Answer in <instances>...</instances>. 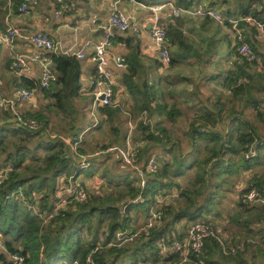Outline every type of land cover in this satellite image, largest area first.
<instances>
[{
	"label": "trees",
	"instance_id": "1",
	"mask_svg": "<svg viewBox=\"0 0 264 264\" xmlns=\"http://www.w3.org/2000/svg\"><path fill=\"white\" fill-rule=\"evenodd\" d=\"M16 1L19 2V0ZM6 3L7 0H0V31L4 29L3 7ZM254 15L258 16L257 13ZM258 18L260 22H264V18ZM166 28L170 42L177 46V49L172 51L170 66L182 65L193 57L191 46L187 43L184 33L171 20L168 21ZM127 44L131 52L125 60L130 66V73L124 76V83L136 101V111L139 113L146 111L148 114L146 120L138 121L140 137L147 143L139 151L135 163H143L142 169L145 172L149 159L155 156L159 166L158 172L151 174L146 171L145 186H142L141 176L133 174L126 180L125 189L120 188L117 192H113L108 186L105 187L103 194L88 192L85 201L73 203L57 217L45 221L42 215L54 206L53 203L56 200L54 192L57 190V179L64 174L74 175L73 179L83 173L93 176L94 171L88 166L77 167L82 160L80 161L76 151L72 149V139L68 142L53 136V127L50 125L46 111L33 113V117L42 125L39 129L29 130L8 123L7 117L11 115L9 111L2 110L3 113L0 112V120L1 118L3 120L0 121V168L11 166L12 171L0 184V233L3 234L0 264H13L8 254L15 253L25 256L24 264H73L74 261H78L79 264H92L87 261L92 250H95L91 255L94 264H129L139 258L156 260L158 241L162 238L170 241L176 230L175 225L179 221L185 218L191 221L201 219L199 217H201L202 205H194L193 195L184 187L181 202L164 208L162 222L151 228L148 235L141 232L137 240H134L135 242L116 245L119 231L126 234L129 231H136L131 226L132 212L140 210L145 215V219L155 200L154 195L157 192L167 194L178 185L170 178L165 179L169 164L165 156L171 154L178 136H175L174 131L162 127L160 121H154L156 127L152 126L149 116L157 111L166 110L168 118H173L172 122H175L176 117L180 115L179 103L177 101L171 104L160 102L153 108L151 102H139L140 96L146 99H150L151 96L147 86L139 85L134 81L139 66L143 65L144 58H138V42L128 39ZM252 49L254 50L253 47ZM51 56L53 70L58 76L55 84L61 87L55 91L47 90L46 95L56 98V102L52 104L53 107L66 108L65 102H71L79 92L82 64L75 55L52 53ZM238 58L234 71H231L229 78L226 77L225 81L232 91V96L245 97L244 100L239 104L230 105L225 117L213 116L204 105L200 110L206 111L193 119L189 125L188 134L192 142L195 143L198 136L214 141L213 153L209 159L205 160V163H211L210 172L219 166L225 167L228 170L227 173L238 175L260 164L264 158V134L259 132L260 126L264 128V77H262L264 72L256 70L255 63H259L260 60L248 61L240 55ZM154 63L162 65V62L158 60ZM22 85L28 88L34 86L30 85L29 80L26 79L22 81ZM153 95H156V91ZM225 105L221 103L219 108H224ZM49 107L51 108V105L47 106ZM248 108L255 111L254 117L246 115L245 111ZM102 109L111 111V107ZM228 117L230 129L226 131L221 127V123L222 118ZM70 136L76 137L78 132ZM8 139L13 142L14 148L11 150H9L11 147ZM156 145L166 146L163 155L153 153ZM250 149H256L257 155L246 157L245 154ZM118 159L124 162L123 165L127 169L134 171L135 174L138 172L124 159L122 160L119 153ZM87 161L91 163V160ZM217 185L221 186L220 183ZM20 187L27 198L26 201L10 197ZM252 188H256L264 196V173L255 174L249 185L241 189L239 194L237 193L239 199L235 207L239 205L248 211L251 219H242V225L247 227L249 232L258 233L257 235L261 236L260 240L243 241L239 236H231L224 232L208 237L199 254L203 264H256L243 253L252 247L256 253L253 256L260 255L261 264H264V204L245 203L240 198L243 193ZM140 194L145 201L132 203L131 201ZM206 222L217 225L210 219H206Z\"/></svg>",
	"mask_w": 264,
	"mask_h": 264
},
{
	"label": "crops",
	"instance_id": "2",
	"mask_svg": "<svg viewBox=\"0 0 264 264\" xmlns=\"http://www.w3.org/2000/svg\"><path fill=\"white\" fill-rule=\"evenodd\" d=\"M21 1L22 0H19V2L16 0H7L6 5L3 7L4 29L8 24L15 25L20 28L21 34L13 48H4L0 51V93L5 97L12 96L17 87L24 86L22 85L24 79L29 80V84L34 85L33 87L31 86L32 88L30 89L35 90V96L27 102L20 103L19 110L29 116H33L34 112H40L43 110L48 114L49 108H47V106L51 105L50 110L53 108V110L59 109L62 111L61 113H58V117L64 120L71 117V111L75 108L74 103L76 102V104H79L80 101H83V104L89 109L90 117H92L95 122L88 125L86 130H84L85 128H80L84 131L80 130L78 136H76L79 137L80 140L76 155L79 156L80 161L84 159L91 160L88 157L95 156L96 158L93 157L95 158L94 161H91L92 164L90 163L91 165L88 166L92 170H94L95 164H97L94 163L95 161L104 160L105 158L107 159L112 153H116L117 155L119 153L123 160L124 158L117 147L129 151L135 165L139 167L144 165L141 162L135 163V160L137 161L138 159L139 151L142 150L147 143L146 140L140 137V129L137 125L139 120H146L148 114L146 111L141 113L136 111V101L134 97H132L129 88L124 83V76L127 73H130L129 65L126 69H122L114 62L111 63L110 69L113 72L115 101L113 104L107 106L96 107L94 105L92 90L96 86H92L91 80L96 76V67L89 57L94 50V44L97 43L106 32V29L102 26H109V17L115 9L128 12L137 22L145 27V31L140 37H136L130 33L114 31L115 43L113 44L111 53L113 55H121L125 60L126 56L131 52L127 40L134 39L138 42V58H144V62L143 65L139 66L138 74L134 77V81L136 83L138 82L139 85L144 84V86H147V91L151 94L150 99L140 96L141 100L139 102H151L152 107L154 108L155 105L160 102L171 104L173 101H177L179 103L180 115L176 117V123H180V121H185L186 119L187 114L182 107L185 102L184 104L187 105L185 107L188 110L194 111L192 119L189 120L188 125L183 130L184 135L188 137L189 125L193 119L200 115L199 110L201 105H206L207 110L210 111L213 116L225 117L230 105L233 103L239 104L245 98L233 97L232 91L226 85L227 81H225L226 77L229 78L231 71H234L236 61L239 60V55L236 51V46L234 45L235 30L232 28L229 21L230 19L237 20L238 29L244 35L245 41L247 40L250 43L254 48V52L260 57V62L255 63L256 70L258 72H264V22H260L258 18H264V0H137V4L131 3L130 0H39L30 8L29 12L25 14H21L18 11ZM166 1H172L179 7L201 6L204 8H214L222 14L223 22L211 17H198L187 13H183L180 16H174L169 8H165L161 12L162 21L165 26H168V21L170 20L175 26H178L184 33L187 43L191 46V56L199 57L196 60L200 64L195 65L193 68H196L197 79L200 77L211 86L210 88L214 94L211 99L208 96L206 100L203 99L204 101H202L197 86L190 89V92L187 90L188 87H177L176 75L172 72L175 67L170 66V64L164 65L162 63V65H157L154 63L155 60L161 61V59L158 56V50L149 34V27L152 23L151 6ZM60 5L64 6V10L60 17H56L55 11ZM255 13L258 14L257 17L254 15ZM247 17L251 18V20H247ZM38 31L48 33L59 44L60 49L57 53L75 55L82 64L79 92L73 97L71 102H65L66 108L53 107L52 104L56 102V98L46 95L47 90L48 92L55 91L61 87L60 85L55 84L56 81L48 89H41L39 87V80L42 72L41 62L50 60L52 66L51 55L54 52L38 48L28 40V37L31 34ZM169 45V52L172 54V51L174 49L176 50L177 46L170 42V38ZM77 52H84L86 56L80 58L76 55ZM19 56H26L28 58L33 56L36 57V60L29 58L27 65L21 68L20 71H13L10 69V64ZM203 57H207L206 60L203 59L205 62L201 61ZM154 91H156V95H153ZM189 94L190 96L188 97L187 95ZM169 95L173 99L172 102L167 100ZM180 96H183V98H180ZM221 103H224L227 106L225 105L224 108L220 109L219 105H221ZM72 104L73 106L68 109V105ZM104 107H111V111L108 112L105 109H102ZM2 110L4 112L8 111L0 107V112H2ZM166 112V110L157 111L153 113L152 116H149V119H151L153 123L152 126L156 120L166 125L163 123L164 118H168ZM245 112L249 117H254L255 115V111L249 108ZM7 118V122L11 123L10 117ZM168 120L172 122L174 119L169 117ZM222 120V126L220 125L222 128H226L227 125H230L229 117L222 118ZM0 121H3L2 118ZM154 127L156 126L154 125ZM88 131L89 135L96 136L97 138L105 131V133L111 134V137L109 136L107 139L112 140V142L116 141L115 139L119 136L123 138V141L117 140L121 146L111 145L99 150L97 146L99 139L96 138L95 144L92 146L94 151L86 152V141L84 143V140H86ZM53 136L63 138L68 142L71 141V139L76 138L70 135L69 138L66 134H58L56 131L53 132ZM189 141L191 144H195L191 141L190 137ZM173 149H176L177 152L181 154L183 160H186L189 156L187 154L191 152V150L186 152L181 151V144L178 142L174 144ZM116 151H118V153ZM134 153L136 154L134 155ZM101 154L107 155L101 156ZM165 158L167 159L168 156L166 155ZM191 168L192 164L186 165L183 172L186 173ZM257 173H264V158L259 165L244 170L240 174L242 180L235 185L234 190L230 193L232 194L234 192L233 200L236 203L239 199L238 192L241 190L237 189L239 185L243 182L248 184L251 178ZM62 176L67 178L70 175L64 174ZM60 178L57 179V190L54 193H58L64 187L60 186ZM75 179L76 181L74 182H80L86 188L87 192H92L90 187L91 182L87 181L86 175L81 176L80 174ZM70 184L71 182L69 180L65 181V186ZM181 186L185 187L179 183L167 194L175 192ZM182 198L183 195L181 194L179 197L175 196L167 199L164 208L169 205H177L181 202ZM154 202L152 206L154 205ZM151 208L149 214L140 223L141 227L147 224L151 216ZM202 220L206 221V219ZM192 222L193 220L191 221L187 218L182 219L175 225L176 230L170 241H167L164 238L158 241V258L156 261H161L163 264H176L178 262L179 254L173 250L172 242L176 237H184ZM129 233H134V231H129ZM160 242H164L165 249L160 248ZM136 261L137 260H134L129 264H134Z\"/></svg>",
	"mask_w": 264,
	"mask_h": 264
},
{
	"label": "built area",
	"instance_id": "3",
	"mask_svg": "<svg viewBox=\"0 0 264 264\" xmlns=\"http://www.w3.org/2000/svg\"><path fill=\"white\" fill-rule=\"evenodd\" d=\"M39 0H22L18 11L21 14L28 13L30 8L36 4ZM131 3L137 4V0H130ZM169 8L174 16H180L183 13L191 14L198 17H211L220 22H223L222 14L214 8H204V7H179L176 6L172 1H166L163 3H158L151 6L152 12V23L149 27V34L154 42L155 47L158 50V56L160 57L164 65H169L171 62V54L169 52V37L167 28L162 21L161 12L163 9ZM64 6L60 5L55 11V16L60 17L63 13ZM247 20L251 18L247 17ZM232 28L235 30L234 45L236 46V51L238 55L245 57L248 61H259L260 58L254 52L252 47L248 42L245 41L244 35L238 29L237 20H229ZM106 29L103 37L94 44V50L90 55V60L95 64L96 76L91 80L92 86H96L93 90L94 105L107 106L114 103V88H113V72L110 69V65L114 62L119 68L126 69L128 63L124 60L121 55H113L111 49L114 44V29L122 33H130L136 37H140L144 31L145 27L137 22L132 15L128 12L122 11L120 9H115L109 17V26H102ZM21 34L19 27L15 25L8 24L5 29L0 31V51L4 48H13L16 44L18 37ZM28 40L38 48L45 49L54 53L59 51V44L46 32L38 31L31 34ZM75 54V53H74ZM76 55L80 58H84L86 54L84 52H77ZM32 60H36V57H29ZM26 56H19L10 64V69L13 71H20L21 68L27 65L29 59ZM42 72L39 80V87L41 89H48L51 85L57 81V74L52 69L51 61H42ZM35 90L28 87L19 86L15 89L12 96L5 97L0 93V107L9 111L11 117L10 122L13 126L36 130L42 125L41 122L33 116L25 115L19 110V104L22 102H27L34 98ZM81 139V138H80ZM73 150L77 151L79 145V137L72 139ZM119 152L122 154L125 162L131 164L133 168L138 170L139 175L142 178V186H145V174L146 171L151 174L158 172V162L155 156H152L147 165L146 171L144 172L142 167H139L133 163L131 158V153L123 148L117 147ZM137 153V152H136ZM134 153V155L136 154ZM246 157H253L257 155L256 149H250L246 152ZM90 163L84 159L81 161L77 167H87ZM12 171L11 166H5L0 168V184H2L8 177V173ZM74 175L69 177L62 176L60 178L61 185L64 186L58 193H56V200L53 203V207L45 212L42 216L45 221H49L60 215L62 212L68 209V206L73 203L83 202L87 199L88 192L86 188L79 182H74ZM69 180L70 185L65 186V181ZM184 190V187H179L175 192L167 195L161 193H156L154 195L155 202L151 208V216L141 230L134 233H117L116 245L121 246L126 242L134 241L141 232L148 234L151 228L158 226L163 219L164 206L167 199L172 197H179ZM12 198H21L22 200H27L24 196L23 190L20 187L16 192L12 193ZM245 203H260L264 204V196L256 189L252 188L240 197ZM145 198L142 194L138 195L133 199L132 203H143ZM217 231H220L218 226L208 223L202 219L193 221L186 234L182 238H174L172 242V247L175 252L179 254V260L176 264H203L202 260L199 258V254L205 244V240L208 237L218 235ZM0 246H3V238L0 235ZM160 248L165 249L164 242H160ZM233 250V249H232ZM88 255V263H93L92 253ZM9 259L13 264H24L25 256L19 253L8 254ZM73 264H78L75 261ZM134 264H163L161 261H154L150 259H139Z\"/></svg>",
	"mask_w": 264,
	"mask_h": 264
},
{
	"label": "rangeland",
	"instance_id": "4",
	"mask_svg": "<svg viewBox=\"0 0 264 264\" xmlns=\"http://www.w3.org/2000/svg\"><path fill=\"white\" fill-rule=\"evenodd\" d=\"M206 58L207 57H203L201 61L205 62L204 60H206ZM196 59L197 57L189 59L181 66L175 67L172 72L176 75L177 87H188V89H185L190 92V89L197 86L200 91V99L204 101L208 96L211 99L214 94L212 93L209 83H206L200 77H198L197 79V71L196 68L193 67L200 63H198ZM262 77H264V74L262 75ZM259 79L262 80L261 78ZM187 96L189 97L190 94ZM180 98H183V96H180ZM167 100L169 102L173 101L170 95L169 97H167ZM184 103L182 107L187 114L185 121L176 123L169 121L168 118H164L163 123H165L166 125L162 124V127L175 132V136H178V140H176V142L181 144V151L186 152L191 150V152L187 154L189 155L187 159L183 160L181 154L178 153L176 149L172 150L171 154L167 158L169 162V164L167 165L168 175L165 179L168 180L170 178L176 181L177 184L180 183L187 189H189L190 194L193 195L195 201L194 205H202V209L200 212L201 217L199 218L210 219V221H214L217 224L216 226H218L220 230L217 231L218 234L224 232V234H230L231 236H239L243 241H259L261 236L257 235L258 233L256 234L255 232H249V229L242 225V219H251L248 211L245 208L239 207V205L235 207L236 202L233 200L234 192L230 194L234 190L233 188L235 187V185L238 184L240 180H242V176L240 174L243 171L240 174L235 175L227 173L228 170L225 167L221 168L217 166L214 170L212 169V172H210L211 163L207 164L205 163V160L209 159L213 153L212 148L214 146V141L210 139H202L198 136L196 138L195 144H191V142L189 141V137L184 135L183 130L188 125L189 120L192 119L194 111L188 110L185 107L187 105ZM82 104L83 101H80L79 104H76V102L74 103L75 108L71 111L72 115L67 120L58 117V113L62 112L61 110H53V108L52 110H50L49 107L48 114L50 124L53 127L52 132L56 130L62 135L66 134L69 137V135H72L73 133H79L80 130H82L80 128L86 129L88 125L94 123L95 121L92 117H90V113L88 111L89 109H87L85 104ZM72 106L73 104L68 105V109ZM43 111L45 112V110ZM201 113L202 111L199 110V114ZM225 129L226 131L229 130L230 125H227ZM89 131L88 135H86V140H84V143L86 141L85 150L86 152H93L94 148L92 146L93 144H95L97 137L89 135ZM259 132L264 134V128L262 126H260ZM109 136L111 137V134H107L104 131V133L100 134V137L97 138L99 139V143L97 144L99 150L111 145L121 146V144L117 142V140L123 141V138L121 136H119L117 139H115L116 141L113 142L112 140L107 139V137ZM7 141L9 142V146L11 147L9 150L13 149V142L9 139ZM153 150V153H159L163 155V151L166 150V146L156 145L154 146ZM103 155L107 154H101V156ZM93 157L95 156H89L88 158H90L91 161H94L96 157ZM182 161L184 163L181 164ZM94 163H97L95 164V168L93 170L95 172L93 175L94 177L87 176L86 173L81 174V176H87V181L91 182V191L98 194L105 193L104 189L108 186L113 192H117L120 188L125 189L126 180L128 179L129 175L134 174L139 177L138 172L135 174L134 171L127 169V167L123 165V161H119L118 155L116 153H112L111 156H109L107 159L105 158L104 160L100 161L97 160ZM191 164L192 168L186 173L183 172L186 168V165ZM128 165L133 167L131 164ZM162 165L163 163L161 162V166ZM218 183H220L221 186H218ZM248 185L249 183L246 184L243 182L237 189H244ZM144 216L145 215L140 210L138 212L131 213V226L133 229H136L138 231L141 230L142 227L140 223L143 221ZM254 234L256 235L254 236ZM0 235L3 236L2 233H0ZM243 253L245 257L252 259V261L256 264L262 263V258L260 255H257L255 257L253 256L254 254H256L254 251V247H252L251 249H247Z\"/></svg>",
	"mask_w": 264,
	"mask_h": 264
},
{
	"label": "water",
	"instance_id": "5",
	"mask_svg": "<svg viewBox=\"0 0 264 264\" xmlns=\"http://www.w3.org/2000/svg\"><path fill=\"white\" fill-rule=\"evenodd\" d=\"M114 31L116 32L117 30H116V29H114Z\"/></svg>",
	"mask_w": 264,
	"mask_h": 264
},
{
	"label": "bare ground",
	"instance_id": "6",
	"mask_svg": "<svg viewBox=\"0 0 264 264\" xmlns=\"http://www.w3.org/2000/svg\"><path fill=\"white\" fill-rule=\"evenodd\" d=\"M115 43V42H114ZM128 137H129V135H128ZM132 137V136H131Z\"/></svg>",
	"mask_w": 264,
	"mask_h": 264
}]
</instances>
